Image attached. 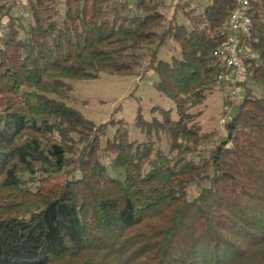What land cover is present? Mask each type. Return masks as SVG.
<instances>
[{
    "label": "trees",
    "instance_id": "16d2710c",
    "mask_svg": "<svg viewBox=\"0 0 264 264\" xmlns=\"http://www.w3.org/2000/svg\"><path fill=\"white\" fill-rule=\"evenodd\" d=\"M234 6L0 0V264H264V0L224 136L188 113L224 70ZM103 72L155 75L179 118L140 110L145 140H132L123 119L96 124L63 101L68 80Z\"/></svg>",
    "mask_w": 264,
    "mask_h": 264
},
{
    "label": "rangeland",
    "instance_id": "374dc122",
    "mask_svg": "<svg viewBox=\"0 0 264 264\" xmlns=\"http://www.w3.org/2000/svg\"><path fill=\"white\" fill-rule=\"evenodd\" d=\"M175 52L172 44L166 45L165 50L162 49L160 52V58L169 61L171 54ZM155 80V75L140 78L107 72L101 73L97 79H72L67 81L71 90L64 92L63 101L96 124L105 123L112 118L123 119L128 124L131 139L143 141L145 135L135 126L140 110L147 120L153 117L161 119L159 109L171 110L172 119L179 118L174 102L153 86ZM54 97L59 99L58 96ZM230 101L229 104L233 106L234 103ZM224 106L222 91L215 85V89L207 94L205 101L190 108L188 113L194 116L193 122L200 126L202 132H215L216 137H222L224 124L221 121L225 117ZM215 141L216 138L205 144L204 148H211ZM163 147L166 149L165 144ZM196 191L197 189L192 190L194 194Z\"/></svg>",
    "mask_w": 264,
    "mask_h": 264
},
{
    "label": "built area",
    "instance_id": "2783aa9c",
    "mask_svg": "<svg viewBox=\"0 0 264 264\" xmlns=\"http://www.w3.org/2000/svg\"><path fill=\"white\" fill-rule=\"evenodd\" d=\"M128 3V7L133 8L138 0H123ZM191 0H161V3L170 9L179 4L187 3ZM252 0H234V8L228 18L226 27L222 30L221 35L226 37L224 45L215 53L221 59L224 70L216 77V86L221 89L222 97L226 100H235L241 96V84L245 80V65L243 56L249 50L246 41L252 34V17H251ZM7 31V26L0 23V33ZM234 106L229 103L225 104V117L222 124H226L232 117Z\"/></svg>",
    "mask_w": 264,
    "mask_h": 264
}]
</instances>
